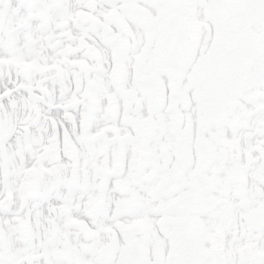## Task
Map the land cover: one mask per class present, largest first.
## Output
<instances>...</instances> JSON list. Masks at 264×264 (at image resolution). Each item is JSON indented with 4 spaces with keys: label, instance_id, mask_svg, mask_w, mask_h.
Instances as JSON below:
<instances>
[{
    "label": "snow or ice",
    "instance_id": "obj_1",
    "mask_svg": "<svg viewBox=\"0 0 264 264\" xmlns=\"http://www.w3.org/2000/svg\"><path fill=\"white\" fill-rule=\"evenodd\" d=\"M0 264H264V0H0Z\"/></svg>",
    "mask_w": 264,
    "mask_h": 264
}]
</instances>
